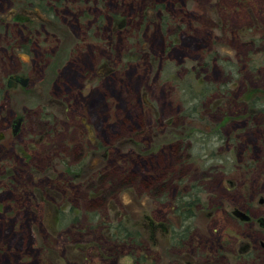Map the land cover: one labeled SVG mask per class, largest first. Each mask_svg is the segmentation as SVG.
Segmentation results:
<instances>
[{"label": "flooded vegetation", "instance_id": "af4514ba", "mask_svg": "<svg viewBox=\"0 0 264 264\" xmlns=\"http://www.w3.org/2000/svg\"><path fill=\"white\" fill-rule=\"evenodd\" d=\"M14 1L9 4L8 18L2 19L0 24L5 25L6 34L10 26L15 28L21 38V49L30 50V44L41 41L45 48L43 53L49 55L43 67L45 77L44 74L42 76L48 84L53 82L65 61L75 60L73 54L80 43V34L88 40L104 36L106 31L123 28L125 15L131 20L136 15L135 6L124 0H74L71 5L63 0ZM157 1L160 2L140 8L139 12H143L142 16L148 19L150 14L146 11L151 9L150 12L161 19L163 26L173 21L166 6L174 7L175 2ZM196 1L182 0L174 24L178 27L182 25V33L189 36L193 33L202 36L200 32L207 31V35L199 41L209 39L211 46L208 43L200 45L194 52L188 50L190 45L184 46L178 56L181 60L175 63L170 50L177 44L174 41L178 37L174 33L168 37L170 44L167 48L162 46L160 58L157 56L149 62L155 65L159 60L158 70H165L166 80L182 91V127L177 130V127L159 121L162 125L153 126V132L147 137L146 151L141 150L144 139L140 143L136 137H121L116 143L122 162L136 163L134 170L130 169L131 184L136 194L140 171L137 160L147 153L148 160L141 162L148 163L153 169L141 180L148 192L146 201L151 211L140 222L138 219L131 221V225L126 217L125 222L118 221L106 233L110 239L113 235L116 241L129 240L138 245L149 243L152 254L149 252L147 260L151 264L160 252L171 257L169 261L173 264H264V3L231 0L230 6L222 13L217 11L213 20L216 22L214 29L207 30L196 25L200 15L190 7V3ZM126 6L130 13L125 12ZM242 13L247 22L225 28L222 14L240 17ZM186 24H190L188 31ZM72 36H76L75 39ZM191 39L196 41L194 37ZM105 72L106 61L94 70L100 76ZM89 74L84 71L85 76ZM137 76H140L139 72ZM29 80L24 71H11L5 76L3 85L11 92L17 109L12 111L10 118L6 116L0 126V160L21 158L24 163H29L26 151L35 144L46 145L44 155H48L47 164L53 166L54 175L48 176L51 172L35 169L34 177L40 181L37 183L38 187L41 186L40 190L36 188V192H27L22 185V193L14 197L12 190H16L21 183L6 169L0 172V182H4L8 191L5 199L26 201V210L36 211L43 206L52 213H74L80 207L75 196L84 192L80 186H86L89 192L90 189L96 191L93 188L96 184L90 178V171L94 168L91 161L97 156V166H105L108 158L106 144L91 142V150L78 152L76 158L69 157L61 149H68V141H62L57 149L47 146L50 138L59 131L58 123L63 121L60 118L67 109L58 99L61 90L48 99H42L41 103L46 104L41 108L37 105L25 106L26 101L33 98L29 97L33 92L29 88ZM70 92L66 97L76 100L75 90L72 88ZM84 96L87 102L96 96L104 98L105 94L98 91V94ZM94 100V103L93 100L87 102L88 109L98 102ZM30 114L38 118L39 128H26ZM24 140L27 143L22 151L14 152L15 146ZM167 151L174 157H168L170 163L163 167L161 163L165 164ZM130 163L127 165L131 167ZM171 164L174 168H170ZM218 176L220 190L215 191L212 189L215 188L213 182ZM92 178L99 182L106 179V174L95 173ZM95 188H98L100 196L106 191L105 186ZM85 197L88 203L99 199L95 193H88ZM132 200L138 201L137 195L132 196ZM167 205L166 213H161L160 208ZM156 210L159 215L155 214ZM173 213L180 219L177 226H171L169 222L168 215ZM61 221L57 215L53 218V223ZM140 226L146 234L142 229L140 234ZM133 228L136 230L133 231ZM216 232L218 238L214 239ZM139 234L140 238L137 237ZM168 246H173L175 250L172 251L175 252H166L171 250Z\"/></svg>", "mask_w": 264, "mask_h": 264}, {"label": "rangeland", "instance_id": "374dc122", "mask_svg": "<svg viewBox=\"0 0 264 264\" xmlns=\"http://www.w3.org/2000/svg\"><path fill=\"white\" fill-rule=\"evenodd\" d=\"M63 1L68 5L74 2V0ZM124 1L135 6L136 15L132 20L125 15L123 28H119L118 31H106L105 35L101 37L88 40L82 37L83 34H80V43L73 54L75 60L65 61L60 67L62 72H60L61 69L58 71L51 84L42 80L43 74L45 77L46 73L43 67L48 61L49 55L43 53L45 48L41 41L30 44V50L21 49L19 47L21 38L15 28L10 26L9 33L6 34L5 25L0 24V126L4 123L3 119L6 116L10 118L12 111L17 109L11 98V92L3 85L5 76L11 71H24L26 76L30 77L29 88L33 90L29 96L33 98L27 100L25 106L34 107L37 105L40 107L46 104L41 103L42 99H48L51 94L56 95L61 90L58 93L61 94L58 95V99L62 100L67 109V112L60 118L63 121L58 119V121L60 120L59 123L57 122L60 127L59 131L50 138L47 146H55L57 149L56 147L62 141H68L66 144L68 149H61L69 157L76 158L78 152L91 150V142L101 141L106 144L108 155L105 166H97V156L94 161H91V167L94 168L90 171V178L92 183L96 184L93 185L96 191L90 189L89 192L86 186L81 185L80 190L84 192L80 193V196H75V201L78 200L80 207L74 213H57V211L52 213V211L43 209V206L37 208L36 211L26 210L25 205H28L26 201L22 203L21 200L8 201L5 199L8 197L7 187L4 186V182H0V264H151L150 260H147V256L152 254L149 250V243L139 242L138 245L137 242L130 243L129 240L116 241L113 235L110 239L106 233L107 230L113 229L118 221L125 222L126 217L129 219L128 224L131 225V221L138 219L140 222L143 216L151 211L150 207H147L146 201L148 192L141 180L146 174L152 173L153 169L148 163L141 162L148 160L147 153L142 155V159L137 160L140 171L138 173V194H136L132 188L130 170L131 168L134 170L136 163L132 165L129 161L128 163L122 162L116 149V143L121 137H136L140 143H142L141 139H144L141 150L146 151L147 137L153 132V126L162 125L159 121L177 127V130L182 127V91L177 89L179 87L175 88L172 82L166 80L168 76L165 70L164 72L160 68L158 70L159 60H156L155 65L149 62L157 56L160 58L159 53L162 46L167 48V44H170L168 37L174 33L178 37L174 41L177 44L170 50L172 51L171 59L175 63L179 61L180 57L178 56L184 46L190 45L188 50L194 52L200 45L205 46L208 43L210 47L211 43L209 39L199 41L207 35V31L200 32L202 36H196L195 33L189 36L182 33V25L178 27L174 24V19L178 18L177 15L180 13L178 8L182 7V0H174V7L166 6L173 21L166 22L163 26L161 19L150 12L151 9L146 11L150 14L148 19L142 16L143 12H139L140 8L145 9L160 1ZM258 1L264 3L263 0ZM230 3L231 0L191 2V9H195L200 15L196 20V25L200 28L213 30L216 23L213 20L217 16V11L222 13L230 6ZM9 4H11V0H0V21L8 18ZM13 6L16 7L18 4H13ZM173 9L175 10L173 11ZM125 12H131L129 7L125 9ZM232 15L222 14L226 29L228 25L237 27L242 21L247 22L243 13L240 17ZM106 25H109L108 21ZM192 25L194 26V24ZM189 26L186 24V31ZM193 37L196 38L195 42L191 39ZM224 47L226 50L227 43L224 44ZM46 56L47 59H45ZM105 61V74L96 75L94 70ZM161 63L163 64V60ZM84 71H88L90 74L85 76ZM137 72L140 73V76H137ZM72 88L75 90L76 100L66 97ZM98 91H102L105 97L91 98L87 102L93 100L92 103H94V99H97L98 102L88 109L84 95L98 94ZM40 126L41 124L38 122V118H34V114L27 116L26 128L37 129ZM23 132L25 134L26 130ZM26 143L27 140H24L15 146L14 152L22 151L21 149ZM45 146L35 144L32 149L26 151L30 159L29 163H24L21 158L15 160L6 157L0 160V172L6 169L10 170L16 180L21 183L16 190H12L14 197H18V193H22V185L27 192H36V188L40 190L41 186L38 187L37 184L40 181L34 177L35 169L51 172L48 176L54 175L53 166L47 164L48 155H44V150H47ZM167 153L165 164L161 163L163 167L169 165L168 157L170 159L174 157L170 151ZM262 157L264 158V154ZM27 161H29L28 158ZM129 163L131 167L127 165ZM170 168H174V165L171 164ZM99 172L106 174L104 182L103 180L93 181L95 178L92 176ZM218 182L219 176L213 182L215 188L212 189L215 191L220 190ZM98 185L106 187L105 193L101 196L97 194L99 187L95 188ZM171 190L173 191V189ZM88 193L91 195L95 193L99 196L97 202L88 203L85 197ZM134 195L135 197L137 195L138 201L132 200ZM42 196H44L43 192ZM92 198L89 197V199ZM167 208L168 205L162 206L160 212L166 213ZM155 214L159 215V212L156 210ZM173 214L168 215L169 222L171 226H177L180 219L175 213ZM55 215H57V219L59 217V221H62L53 223ZM141 229L143 230V227L140 226L138 229L140 234L142 233ZM132 230L134 231L136 228ZM143 231L146 234L145 229ZM140 234L137 237L140 238ZM213 238H218L217 232ZM168 247L171 250H166V252H175L172 251L173 246ZM169 258L172 259L168 255H162L161 252L157 253L154 264H173Z\"/></svg>", "mask_w": 264, "mask_h": 264}]
</instances>
